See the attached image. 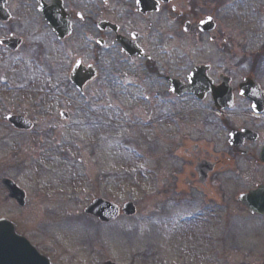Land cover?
Returning a JSON list of instances; mask_svg holds the SVG:
<instances>
[{
    "label": "rangeland",
    "instance_id": "rangeland-1",
    "mask_svg": "<svg viewBox=\"0 0 264 264\" xmlns=\"http://www.w3.org/2000/svg\"><path fill=\"white\" fill-rule=\"evenodd\" d=\"M224 1L218 24L233 39L228 66L243 60L256 63L264 86V0ZM212 3L206 1L205 7ZM153 22L148 35L157 60L182 65L187 72L191 64L207 59V53L174 48L187 43L178 36L183 26L168 12L153 17ZM54 51L46 35L28 36L17 60H4L0 49V219L14 223L17 233L52 264H264V219L244 216L234 196L206 208L192 203L198 201L194 197L161 195L176 181L166 178L167 164L155 154L162 151V142L152 143L151 156L145 141L148 131L131 123L144 117L133 116L129 111L133 101L120 94L128 83L114 85L104 73V79L91 87L95 99H90L89 117L80 96L63 100L48 95L47 87L60 82L49 73L43 75L47 70L43 65L60 63ZM118 53L102 52L105 60L120 59ZM222 59L217 52L214 60ZM248 71L249 64L240 72ZM102 85L104 92L98 88ZM243 108L249 116L244 118L250 120L249 110ZM62 110L69 112L70 120L60 119ZM11 112L33 120L36 129L15 131L3 121ZM219 117L214 114L216 128L221 125ZM101 122L99 130L96 124ZM217 135L222 143L225 135L221 131ZM5 178L26 192L25 207L9 198L2 185ZM252 179L228 180L222 189L239 192ZM98 198L120 207L133 202L138 213L101 225L84 213Z\"/></svg>",
    "mask_w": 264,
    "mask_h": 264
},
{
    "label": "flooded vegetation",
    "instance_id": "flooded-vegetation-1",
    "mask_svg": "<svg viewBox=\"0 0 264 264\" xmlns=\"http://www.w3.org/2000/svg\"><path fill=\"white\" fill-rule=\"evenodd\" d=\"M206 1L154 0L155 11H139L136 0H0V41H3L0 49L6 54L4 60H17L23 55L28 36L46 35L60 58V63L43 65L47 68L43 75L49 73L60 79L57 86L47 87L48 95L63 100L80 96L87 117L92 112L90 99H95L93 92L90 93L91 87L104 79V73L107 79L116 82L114 85H120L122 81L128 83L120 94L126 93L133 101L129 108L133 116L141 114L144 117V121L135 118L131 123L148 131L145 141L150 144L151 156L154 155L152 143L162 142V151L155 154L159 162L167 164L163 169L168 174L166 178L176 181L161 195L176 192L180 196L194 197L198 201L192 203H202L206 208L231 195L244 216L264 219V215L251 214L238 199L264 188L261 66L247 60L228 66L233 39L218 24L219 11L226 2L211 0L212 5L205 7ZM163 12H168L171 19L183 26L178 36L187 44L174 48L208 54L205 61L191 64L187 72L188 68L185 70L182 65L156 58L157 51L148 30L154 25L153 17L157 18ZM209 17L211 30L203 32L200 23ZM38 47L43 49L44 43L39 42ZM103 51H117L121 60H105ZM217 52L223 55L222 61L214 60ZM248 64L249 71L240 72ZM219 66L223 68L219 70ZM195 68L201 70L204 79L195 76L196 82L190 84L188 78ZM74 73L82 78L80 88L72 81ZM91 76L94 78L90 79ZM248 83L260 91L259 111L254 110L252 101L242 94ZM98 88L104 92L103 85ZM220 90H224L232 102H228V107L214 102V91ZM243 107L249 110L250 120L244 118L249 116H245L248 114ZM66 112L70 120L69 112ZM214 114L220 116L218 122L221 125L217 128ZM96 125L102 130V122ZM220 131L225 135L222 143L217 135ZM250 177L253 179L244 190L227 193L222 189L227 184L225 181Z\"/></svg>",
    "mask_w": 264,
    "mask_h": 264
},
{
    "label": "water",
    "instance_id": "water-1",
    "mask_svg": "<svg viewBox=\"0 0 264 264\" xmlns=\"http://www.w3.org/2000/svg\"><path fill=\"white\" fill-rule=\"evenodd\" d=\"M137 5L142 11L150 10L152 2L151 0H137ZM205 23H203L202 27L207 30L211 29L208 28L209 24L206 25ZM200 71L201 70L196 73V77L200 75V79L203 80L204 78L201 76L202 74ZM196 77L191 78L193 79L192 82H196ZM73 81L79 85L81 83V78L75 77ZM246 86H244L245 96L249 97L254 102V108L260 107L262 102L256 98L258 89H253L251 83ZM214 100L217 104L222 103L224 105L228 104L229 101L227 96H225L224 90L214 91ZM5 121L9 122L13 128L18 130L27 131L32 128V124L24 117L10 116L7 117ZM3 185L9 189L10 198L16 200V202L23 207L25 205L26 194L10 180H4ZM239 201L247 207L251 213L264 214V188L240 196ZM122 211L128 217H132L137 213V209L133 203L126 204ZM85 213L98 218L102 223H111L120 216L121 209L112 203L96 200L86 209ZM0 264H50V262L47 258L40 255L26 238L17 235L15 227L11 222L1 219ZM105 264L116 263L106 262Z\"/></svg>",
    "mask_w": 264,
    "mask_h": 264
},
{
    "label": "snow or ice",
    "instance_id": "snow-or-ice-1",
    "mask_svg": "<svg viewBox=\"0 0 264 264\" xmlns=\"http://www.w3.org/2000/svg\"><path fill=\"white\" fill-rule=\"evenodd\" d=\"M211 19V17H209V20Z\"/></svg>",
    "mask_w": 264,
    "mask_h": 264
}]
</instances>
